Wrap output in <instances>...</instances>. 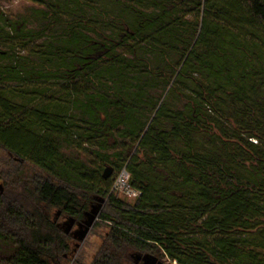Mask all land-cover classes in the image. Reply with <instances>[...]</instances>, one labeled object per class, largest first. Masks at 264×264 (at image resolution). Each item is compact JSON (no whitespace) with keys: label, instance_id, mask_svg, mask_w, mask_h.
Here are the masks:
<instances>
[{"label":"trees","instance_id":"16d2710c","mask_svg":"<svg viewBox=\"0 0 264 264\" xmlns=\"http://www.w3.org/2000/svg\"><path fill=\"white\" fill-rule=\"evenodd\" d=\"M30 1L0 14V264H87L96 219L88 264H264V0Z\"/></svg>","mask_w":264,"mask_h":264},{"label":"rangeland","instance_id":"374dc122","mask_svg":"<svg viewBox=\"0 0 264 264\" xmlns=\"http://www.w3.org/2000/svg\"><path fill=\"white\" fill-rule=\"evenodd\" d=\"M33 8H38L37 4H34L30 0H0V14H4L8 18L12 20H16L17 18L26 17L30 14ZM30 26H35L34 24H31ZM75 153V155L80 156L82 159H87V153L83 150H70ZM66 152L67 149H66ZM5 155L0 152V158L1 160H6L7 158H4ZM19 164L17 161H8L6 164H4L1 168V174L3 175L4 179H9L10 176L15 172V170L18 168ZM110 172L109 175H112L113 183L120 172L119 170H111L109 168ZM4 180L0 179V191L1 186H3ZM113 186V184H112ZM121 198H124L125 200L129 202H133L134 199L128 198L127 196L123 194H119ZM96 220H94L91 225L88 228V232L81 238L75 239L73 246L75 249L74 258L79 254L83 261L85 263H90L94 254L97 252L98 248L100 247V244L102 242V237L107 231L108 227L106 225H96ZM79 228L77 226H74L72 229V232H77ZM162 262L164 264H176V262H172L168 258H161Z\"/></svg>","mask_w":264,"mask_h":264},{"label":"built area","instance_id":"2783aa9c","mask_svg":"<svg viewBox=\"0 0 264 264\" xmlns=\"http://www.w3.org/2000/svg\"><path fill=\"white\" fill-rule=\"evenodd\" d=\"M112 190L118 191L131 199H135L140 195L139 191L130 184V174L125 168L118 173Z\"/></svg>","mask_w":264,"mask_h":264},{"label":"water","instance_id":"95a60500","mask_svg":"<svg viewBox=\"0 0 264 264\" xmlns=\"http://www.w3.org/2000/svg\"><path fill=\"white\" fill-rule=\"evenodd\" d=\"M109 172H110V170L107 168L106 170H105V173H104V176L106 177V176H108L109 175ZM91 221V220H90ZM88 225H91V222H89V224ZM85 234H82V235H80L81 237H83ZM156 260L154 259L152 262H149L148 260H146V263L145 264H156ZM159 264H164V263H159ZM167 264V263H166Z\"/></svg>","mask_w":264,"mask_h":264},{"label":"flooded vegetation","instance_id":"af4514ba","mask_svg":"<svg viewBox=\"0 0 264 264\" xmlns=\"http://www.w3.org/2000/svg\"><path fill=\"white\" fill-rule=\"evenodd\" d=\"M80 234V233H79Z\"/></svg>","mask_w":264,"mask_h":264}]
</instances>
